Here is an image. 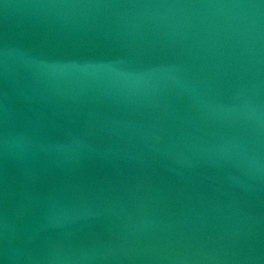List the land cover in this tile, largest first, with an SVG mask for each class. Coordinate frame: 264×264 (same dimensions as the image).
<instances>
[{
  "label": "water",
  "instance_id": "water-1",
  "mask_svg": "<svg viewBox=\"0 0 264 264\" xmlns=\"http://www.w3.org/2000/svg\"><path fill=\"white\" fill-rule=\"evenodd\" d=\"M0 264H264V4L0 0Z\"/></svg>",
  "mask_w": 264,
  "mask_h": 264
},
{
  "label": "snow or ice",
  "instance_id": "snow-or-ice-1",
  "mask_svg": "<svg viewBox=\"0 0 264 264\" xmlns=\"http://www.w3.org/2000/svg\"><path fill=\"white\" fill-rule=\"evenodd\" d=\"M261 4H264V0H260Z\"/></svg>",
  "mask_w": 264,
  "mask_h": 264
}]
</instances>
